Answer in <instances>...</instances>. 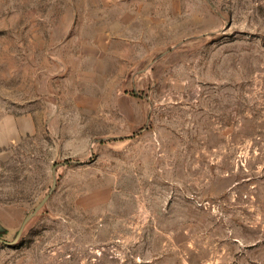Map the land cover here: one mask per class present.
<instances>
[{
	"label": "rangeland",
	"instance_id": "374dc122",
	"mask_svg": "<svg viewBox=\"0 0 264 264\" xmlns=\"http://www.w3.org/2000/svg\"><path fill=\"white\" fill-rule=\"evenodd\" d=\"M0 240L264 264V0H0Z\"/></svg>",
	"mask_w": 264,
	"mask_h": 264
},
{
	"label": "water",
	"instance_id": "95a60500",
	"mask_svg": "<svg viewBox=\"0 0 264 264\" xmlns=\"http://www.w3.org/2000/svg\"><path fill=\"white\" fill-rule=\"evenodd\" d=\"M55 184H56V181L53 180L51 190L54 189ZM47 198H48V196H46V197L41 201V203H40V204L36 207V209L34 210L33 214H31L30 216H28V217L24 220L23 224L21 225L20 229L18 230V233H17L16 239L19 237L20 233L22 232V229H23L25 223L27 222V220L30 219L34 214H36V212H37V211L43 206V204H44V202L46 201ZM0 242H1V240H0Z\"/></svg>",
	"mask_w": 264,
	"mask_h": 264
}]
</instances>
